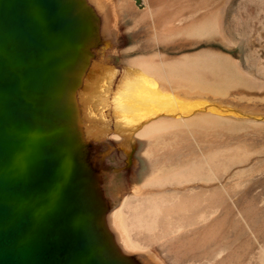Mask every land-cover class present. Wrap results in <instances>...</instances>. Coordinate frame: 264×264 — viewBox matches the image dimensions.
<instances>
[{
    "label": "bare ground",
    "instance_id": "obj_1",
    "mask_svg": "<svg viewBox=\"0 0 264 264\" xmlns=\"http://www.w3.org/2000/svg\"><path fill=\"white\" fill-rule=\"evenodd\" d=\"M96 1L102 8L105 0ZM134 1L142 5L147 2L146 9L136 17L152 22L162 30L159 35L189 37L219 33L222 8L227 0ZM106 11L110 14L108 7ZM244 13L234 21L243 27L247 19ZM109 23L106 20L105 25L109 26ZM196 27L197 33L192 30ZM178 43L180 41L175 40V44ZM142 59H130L129 68L116 84L112 66L96 63L95 70L89 66L85 73L92 74L93 78L85 88L77 91L82 105L79 124L86 136L97 139L108 136L126 151L133 146V139L149 143L143 156L151 166L152 174L140 187L133 188L132 197L124 200L121 197L105 219L116 246L123 253L140 254L149 264H161L143 252L146 251L145 243L150 242L161 244L159 250L171 264L185 263L190 258H198L199 264H240L251 250L250 259L264 261V206L249 204L250 207H243L241 202L246 194L242 193L235 202L234 211L218 187L204 189L197 185L210 179L204 177L201 170L211 172L214 169L212 155L221 154H217L218 148L225 145L223 137L220 136L219 140L217 135L225 130L227 122L236 123L238 113L222 102L195 104L184 111L177 112L176 109L174 114L168 112L175 103L173 97L176 93L218 97L231 90L255 86L257 80L238 61L221 55ZM256 63L259 74L262 64L260 61ZM104 113L109 121H105ZM205 136L219 140L218 148L211 150L209 147L211 151L199 153L201 159L194 157L196 160L184 159L185 162L181 163V149L185 151L192 145L190 140L199 142ZM126 151L122 148L123 154L126 155ZM232 151L228 156L244 154L237 149ZM209 245L215 246L213 252L208 249Z\"/></svg>",
    "mask_w": 264,
    "mask_h": 264
},
{
    "label": "water",
    "instance_id": "obj_2",
    "mask_svg": "<svg viewBox=\"0 0 264 264\" xmlns=\"http://www.w3.org/2000/svg\"><path fill=\"white\" fill-rule=\"evenodd\" d=\"M98 39L80 0H0V264H141L84 157L77 91Z\"/></svg>",
    "mask_w": 264,
    "mask_h": 264
},
{
    "label": "rangeland",
    "instance_id": "obj_3",
    "mask_svg": "<svg viewBox=\"0 0 264 264\" xmlns=\"http://www.w3.org/2000/svg\"><path fill=\"white\" fill-rule=\"evenodd\" d=\"M80 1L82 6L88 5L96 11L99 28V39L97 41L91 40L86 49L94 63L106 64L114 68L116 73L114 84L119 83L121 76L129 68L128 61L130 59L137 58L140 60L143 58L142 60H144L147 57L150 60L155 56L170 59L183 56L221 55V57L238 61L245 71L252 73L251 76L253 75L252 77L257 80L255 86L250 85L239 91L231 90L232 93L229 91V94L217 95L218 97L211 94L209 96V94L180 95L179 93L178 95L176 93V96L173 97L175 103L168 108V112L171 111L174 114L173 112L184 111L195 104L200 105L207 102L218 104L222 102L238 113L235 117L236 123L227 122L225 130L217 135L218 139L220 136L223 137L222 140L225 145L221 147L222 149L219 146L221 138L217 141V139H208L205 136L199 142L197 141L198 143L190 140L192 145L189 146L191 148L188 146L189 149L186 148L185 151L181 149L180 151L182 154H180L181 163H184L185 160L199 159V153H207L210 150L209 147L214 150L213 147L218 148L219 146L217 154L222 153L212 155L211 158L212 165L215 166L214 169H211V172L207 170L209 173L206 170H201L202 175L210 177V179L198 182V187L204 189L208 186L218 187L217 190L226 195V203L232 206L234 211L235 202L242 193L248 195L247 197L245 195L241 202L243 207H250L252 204L253 206H264V0H227L222 8L221 33L209 32L208 34L205 33L200 36L196 34L189 37L178 34L173 35V37L172 35L161 36L159 34L162 30L160 31L159 28L153 26L152 22L136 17L146 9L147 2L142 5L134 0H105L101 8L96 0ZM107 7L110 14L106 11ZM243 12L247 16L244 27L234 22L238 20V17L240 18ZM106 20L110 22L109 26L105 25ZM176 23L178 22L174 24ZM197 29L198 27L192 30L197 33ZM175 40H179L180 43L175 44ZM257 61L261 62L263 68L259 74ZM92 67L94 70L97 69L95 64ZM235 91L237 93H233ZM107 108L108 106H106ZM104 119L105 121L110 120L109 117H106V113H104ZM251 119L254 121L252 122ZM109 127L113 130L112 125ZM87 140H89V144L84 148L85 161L90 164L91 170L98 180V187L107 201L109 212L117 206L121 197L122 200L132 197L133 188L140 187L152 174L153 170L143 156L144 151L149 147V143L145 140L133 139V146L129 151H126L122 146L127 152L125 155L119 146V142L111 140L108 136L101 137V139L89 137ZM200 143L206 144H201V146ZM221 146L223 145L221 144ZM223 149H227V151L224 152ZM232 149L233 151L240 150L241 153H244L243 156L240 154L238 157L239 153H235L237 157L235 154L228 156ZM229 158L231 159L229 160ZM249 204L251 205L249 206ZM159 245L157 243L155 245V242L145 243V247L144 244L143 247L146 251L143 252H147L161 264H171L164 252L159 250ZM214 248L215 246L209 245L208 249L213 252ZM127 254L134 256L141 264H149L136 252ZM251 254H253L252 250L248 256L240 260V264H264V261L250 259ZM197 260L198 258H190L181 264H192L193 262V264H199Z\"/></svg>",
    "mask_w": 264,
    "mask_h": 264
}]
</instances>
